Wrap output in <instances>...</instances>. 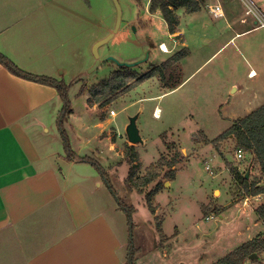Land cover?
<instances>
[{
    "label": "crops",
    "instance_id": "crops-1",
    "mask_svg": "<svg viewBox=\"0 0 264 264\" xmlns=\"http://www.w3.org/2000/svg\"><path fill=\"white\" fill-rule=\"evenodd\" d=\"M201 4L196 13L181 9V49H189L190 55L181 61L180 86L192 76L184 77L182 66L197 52L202 58L203 45L221 38L220 51L241 36L264 34L253 14L264 16V0ZM216 5L223 10L220 17L211 12ZM116 17L113 0H0V52L28 73L78 85L95 63L93 45L113 31ZM135 22L125 27L121 23L119 33L99 49L102 62L110 55L122 61L125 55L116 46L127 39ZM151 38L149 34L143 44L137 42L134 56L125 62L151 52ZM167 49L162 52L172 51ZM248 76L258 77L259 71L251 68ZM253 95L257 104H264V85ZM62 107L56 87L20 77L0 62V264H128L132 232L119 208L120 197L92 164L67 158L58 126ZM92 115V122L69 123L71 146L77 155L102 159L110 167L120 141L111 138L115 130L103 122L108 116L98 121L100 116ZM76 116L73 109L71 120ZM260 223L259 234L264 223L256 217L254 224ZM140 261L135 258V263Z\"/></svg>",
    "mask_w": 264,
    "mask_h": 264
},
{
    "label": "rangeland",
    "instance_id": "rangeland-1",
    "mask_svg": "<svg viewBox=\"0 0 264 264\" xmlns=\"http://www.w3.org/2000/svg\"><path fill=\"white\" fill-rule=\"evenodd\" d=\"M101 1L95 0L98 3ZM120 3L123 10L122 26L136 21L127 31V39L116 46H120L125 55L122 61L130 60L138 46L137 42L143 44L149 34L154 44L150 43L153 47L148 61L137 66L140 72L148 71L152 65L165 61L171 53L173 55L181 50V34H175L179 35L175 38L169 36L161 14L149 12L148 0H120ZM178 14L181 28V9ZM141 21L146 26L141 27ZM219 40L222 41L220 38L217 42ZM161 42L172 51L163 53L159 49ZM217 42L211 46L203 45L202 58L198 57L197 52L185 61L182 66L184 77L192 76L184 85L174 89H164L158 78H154L120 96L110 106L88 111L87 91L82 92L83 84H97L107 78L113 69H117L114 65L102 62L93 72L90 70L94 64L89 67L87 74L78 81L80 84H71L68 90L77 116L72 120L69 117L66 129L70 127L69 123L92 122V114L96 112L99 116L102 113L108 116L103 121L107 129L118 132H111V138L120 141L117 158L107 163L110 167L102 159L97 161L105 167L113 192L132 208L131 242L134 251L136 249L141 254H135V258L141 260L135 264H213L255 238L259 230L263 229L261 223L260 226L254 224L256 217L259 219L255 209L262 202H253L249 198L251 196H246L242 201L239 199L238 183L230 168L237 167L251 181L262 184L264 175L253 166L250 169L253 165L250 156L246 155L241 160L236 158L237 148L233 140L221 142L217 149L213 144L205 145L202 134L209 140L215 139L232 125L233 120L245 116L263 103L257 104L258 97L253 92L257 94L264 85V34L258 32L241 36L220 51L222 45L218 47ZM210 56L213 57L209 59ZM251 68L259 71L258 77L248 76ZM111 109L115 110V117L110 115ZM134 116H138L137 126L144 140L143 144L134 145L141 166L138 177H143L147 168L156 164L160 157L172 159L176 152L181 153L174 167L177 175L173 181H168L162 172L146 187L147 192L156 183H164L163 190L153 199L155 215L147 204L145 193L133 189L130 194L125 184L130 165L124 149L127 143L131 144L126 127ZM95 120L101 121L97 116ZM72 131L75 138L76 130ZM165 141L176 143V149H168ZM246 198L251 200L248 205H244ZM205 207L215 208L207 215ZM218 207L221 210L219 214L215 211ZM160 220L167 235L163 244L156 230ZM141 227L142 234L139 232ZM245 264H264V252L258 259H249Z\"/></svg>",
    "mask_w": 264,
    "mask_h": 264
},
{
    "label": "trees",
    "instance_id": "trees-1",
    "mask_svg": "<svg viewBox=\"0 0 264 264\" xmlns=\"http://www.w3.org/2000/svg\"><path fill=\"white\" fill-rule=\"evenodd\" d=\"M89 1V0H85ZM139 2V0H135ZM179 9H185L186 13H196L201 11V0H151L149 4V12L151 14L160 13L167 24L170 34L179 32L180 16ZM141 27L146 26L144 21H141ZM179 35H176L178 37ZM190 55V50L183 48L174 53L159 65H152L148 71L142 73L137 67H118L113 61H107L105 64L114 65L117 67L107 78L101 80L97 84L87 85L83 84V91H87V105L89 107H97L99 110L111 105L120 96L130 92L136 86L158 78L164 89H174L181 84V61ZM0 62L7 66L14 74L25 79L49 84L58 89V92L63 100V107L59 112L58 126L64 140L65 152L67 158L70 160H79L92 164L98 169L106 184L112 189L110 181L107 179V174L104 167L94 158L88 156H79L72 149L71 142L67 133L66 124L73 113V107L68 96V90L71 84H67L62 80L39 76L28 73L18 68L10 59L0 52ZM105 114L102 113L100 118L103 119ZM67 122V123H66ZM165 134L163 135L164 138ZM203 136V143L205 145L213 144L217 149L220 148L221 142L231 139L235 142V147L245 151L246 155L251 157L253 165L250 169L257 168L258 171L264 175V104L247 114L246 116L233 120L232 125L218 137L209 140L205 134ZM198 142V141H197ZM168 149H176V143L164 142ZM124 154L127 157V162L130 165L129 176L126 179L127 189L133 191L136 189L139 193L144 194L147 204L153 214L156 213V207L153 205L154 197L163 190L164 183L162 181L146 192V187L153 183L162 172L168 181H173L176 178V170L174 167L178 164L181 153L176 152L172 159L166 156L160 157L156 164L147 168V173L143 177H138L140 171L139 153L134 145L126 144ZM230 172L236 182L238 183L239 199L242 201L246 196H256L264 193V184L250 180L246 173L239 171L237 167L230 168ZM141 181L139 182V179ZM114 193V192H113ZM119 208L126 213L129 220V225L132 221V208L128 207L122 199L118 198ZM215 207H205V213L211 214ZM131 210V211H130ZM215 211L219 214L220 208ZM255 213L264 223V202L259 204L255 209ZM132 229V228H131ZM156 230L161 236V244L167 240V235L163 230V221L160 220L156 225ZM162 247V246H161ZM135 252L130 242V252L128 264H135ZM264 252V233L257 235L255 238L241 244L235 250L229 252L224 257L220 258L213 264H245L249 260V256L253 253L259 255Z\"/></svg>",
    "mask_w": 264,
    "mask_h": 264
},
{
    "label": "water",
    "instance_id": "water-1",
    "mask_svg": "<svg viewBox=\"0 0 264 264\" xmlns=\"http://www.w3.org/2000/svg\"><path fill=\"white\" fill-rule=\"evenodd\" d=\"M113 3L115 5L116 11H117L116 23H115L114 29L111 33H109L106 37L98 40L93 45L92 52H93V55L95 58V63L93 65L92 69L90 70L91 72L96 70L102 63L99 49L103 45H106L107 43H109V41L112 40L119 33V30L121 27L122 14H123L121 3L119 0H113ZM148 59H149V52H147V54L144 58L139 59V60L134 61V62L121 61L112 55H110L106 58V60H108V61H113L118 67H129V68L137 67L140 64H142L143 62L148 61ZM137 119H138V116L131 117L129 124L126 127V135H127L128 141L132 145L144 143V140H143V138L140 134L139 128L137 126ZM166 184H169V182H167ZM258 258H259L258 253H253L249 256V259H251V260L258 259Z\"/></svg>",
    "mask_w": 264,
    "mask_h": 264
},
{
    "label": "built area",
    "instance_id": "built-area-1",
    "mask_svg": "<svg viewBox=\"0 0 264 264\" xmlns=\"http://www.w3.org/2000/svg\"><path fill=\"white\" fill-rule=\"evenodd\" d=\"M211 12H212V14H213L215 17H220V16L223 15V10H222V7H221L220 5H216V6H214V7L211 9ZM251 12H253V11L251 10ZM253 14L256 16V19H257V21H258V23H259V27L264 28V16H263L261 13L258 14V13H254V12H253ZM159 48H160V50L163 51V52H168L167 47H164L163 44H160ZM110 115H111V116H116V112H115V110H113V109L110 110ZM235 154H236V158H237L238 160H241L242 158H244V157L246 156L245 151H243V150L240 149V148H237V149H236V153H235ZM249 198H251V200H252L253 202H258V201L264 202V193L258 194V195H256V196H251V197H249ZM251 200L248 199V198H246V199L244 200V205H248V202H250Z\"/></svg>",
    "mask_w": 264,
    "mask_h": 264
},
{
    "label": "bare ground",
    "instance_id": "bare-ground-1",
    "mask_svg": "<svg viewBox=\"0 0 264 264\" xmlns=\"http://www.w3.org/2000/svg\"><path fill=\"white\" fill-rule=\"evenodd\" d=\"M164 45V47H166V45L165 44H163ZM252 75L254 76V75H256V73H252Z\"/></svg>",
    "mask_w": 264,
    "mask_h": 264
}]
</instances>
